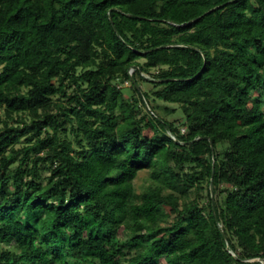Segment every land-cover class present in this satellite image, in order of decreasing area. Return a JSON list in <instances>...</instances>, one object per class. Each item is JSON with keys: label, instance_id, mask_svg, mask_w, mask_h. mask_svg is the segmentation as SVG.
<instances>
[{"label": "trees", "instance_id": "1", "mask_svg": "<svg viewBox=\"0 0 264 264\" xmlns=\"http://www.w3.org/2000/svg\"><path fill=\"white\" fill-rule=\"evenodd\" d=\"M0 110V264H264V0H0Z\"/></svg>", "mask_w": 264, "mask_h": 264}, {"label": "rangeland", "instance_id": "2", "mask_svg": "<svg viewBox=\"0 0 264 264\" xmlns=\"http://www.w3.org/2000/svg\"><path fill=\"white\" fill-rule=\"evenodd\" d=\"M133 71H134V68L131 69V72H133ZM145 76L150 77L148 74H145ZM150 85H151V84H145V83L142 84V86L144 87V89H147L148 87H150ZM0 114H2V110H0ZM174 116H175V115H170L169 117L172 118V117H174ZM144 174H147V171H143L141 177L138 178V179L136 180V184H137V185L141 186V183H143L142 178H143ZM0 248H1V247H0Z\"/></svg>", "mask_w": 264, "mask_h": 264}, {"label": "water", "instance_id": "3", "mask_svg": "<svg viewBox=\"0 0 264 264\" xmlns=\"http://www.w3.org/2000/svg\"><path fill=\"white\" fill-rule=\"evenodd\" d=\"M132 73V72H131ZM221 227L223 228V226L221 225ZM259 260H262V261H264V259L263 258H258Z\"/></svg>", "mask_w": 264, "mask_h": 264}]
</instances>
